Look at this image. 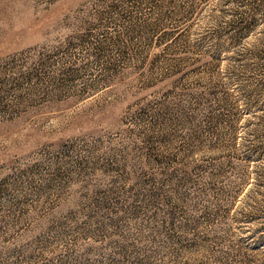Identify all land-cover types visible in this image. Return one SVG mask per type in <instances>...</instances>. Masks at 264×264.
<instances>
[{
  "label": "rangeland",
  "instance_id": "rangeland-1",
  "mask_svg": "<svg viewBox=\"0 0 264 264\" xmlns=\"http://www.w3.org/2000/svg\"><path fill=\"white\" fill-rule=\"evenodd\" d=\"M0 264H264V0H0Z\"/></svg>",
  "mask_w": 264,
  "mask_h": 264
}]
</instances>
